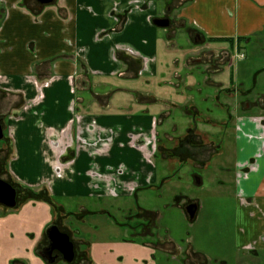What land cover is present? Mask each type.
I'll return each mask as SVG.
<instances>
[{"label":"crops","instance_id":"obj_1","mask_svg":"<svg viewBox=\"0 0 264 264\" xmlns=\"http://www.w3.org/2000/svg\"><path fill=\"white\" fill-rule=\"evenodd\" d=\"M171 11L173 18L164 14ZM154 18H168L167 27L179 25L193 40L198 34V45L218 53L220 62L226 58L225 67L235 66L231 87L216 93L251 95L264 81V0H0V165L7 166L0 178L23 189L17 192V204L18 197L42 193L51 198L134 196L130 212L139 242L130 241L136 245L129 255L131 264H177L181 252L171 237H154L142 228L152 225L144 222L156 212L140 203L138 193L154 182L149 140L157 119L150 103L140 111L121 108L131 98L140 106L147 102L136 98L138 82L154 76L158 62L164 61L158 60L159 41L171 38L163 32L166 27L152 23ZM247 51L258 66L250 85L243 86L236 81L248 75ZM208 57L212 62L211 52ZM223 69L217 67L215 73ZM127 81L136 85L130 88ZM257 95V113L237 114L233 130L235 255L229 262L225 257L205 258L197 250L194 260L184 264H264V92ZM122 162L125 171L130 169L125 178L116 173ZM193 203L197 208L190 220L200 209ZM18 205L0 204V213ZM79 211L77 218L103 212L82 205ZM36 254L42 258L39 251ZM85 260L81 264H92Z\"/></svg>","mask_w":264,"mask_h":264},{"label":"rangeland","instance_id":"obj_2","mask_svg":"<svg viewBox=\"0 0 264 264\" xmlns=\"http://www.w3.org/2000/svg\"><path fill=\"white\" fill-rule=\"evenodd\" d=\"M164 14L171 18L175 15L172 11ZM163 32L169 33L166 35L171 38L159 41L158 60L164 58V61L158 62L154 76H144L138 82L141 90L136 98L147 102L140 106L131 98L124 107L121 106L124 112L129 106L140 111L141 107L150 103L157 119L154 138L149 140L154 182L138 193L140 203L151 210L156 209V212L148 221L143 220L152 225L142 228L145 234L152 233L154 237L164 236L165 239L168 236L180 245L177 264L193 261L192 253L197 250L205 258L225 257L230 262L235 255V116L257 113L254 106L259 103L257 93L264 92V81H259L251 95L241 91L234 96H226L224 91L216 93L218 89L231 87L229 78L235 66L232 69L225 67L228 63L226 58L221 63L216 56L218 53L198 45L179 25L166 27ZM210 52L213 59L208 63ZM248 52L244 60L248 75L244 76V80L239 78L236 81H242L243 86L250 85L251 72L258 66L257 62L253 64L254 59ZM217 67L224 68L219 75L215 73ZM178 73L181 76L174 78V74ZM146 77L149 80L147 83L143 81ZM125 84L130 88L136 85L134 81ZM127 91L134 94L131 90ZM122 158L126 161L128 152L124 151ZM120 165L123 167H116V173L125 178L130 169L125 171L124 162ZM250 166L245 167L249 169ZM4 169H7L6 163ZM18 199L19 205L15 210L0 213V264H47L36 254L39 249L36 247L46 243L45 230L53 222L62 231H70L72 236L68 235L76 240L73 264H81L85 259L92 264H131L129 255L136 245L130 241L139 242L133 236L136 230L130 212L135 206L134 196L102 195L92 198L68 194L51 198L42 193L36 198ZM194 201L199 203L200 209L197 216L190 220L183 208ZM81 205L90 211L101 209L103 212L77 218ZM82 224L87 230L81 231ZM112 229L116 232H110ZM83 237L88 242H79ZM122 237L128 241L122 240ZM138 250L143 251L141 248ZM55 261L54 264H72L61 256Z\"/></svg>","mask_w":264,"mask_h":264},{"label":"water","instance_id":"obj_3","mask_svg":"<svg viewBox=\"0 0 264 264\" xmlns=\"http://www.w3.org/2000/svg\"><path fill=\"white\" fill-rule=\"evenodd\" d=\"M52 0H37L40 4L49 3ZM152 23L159 27H167L169 25L168 18H154ZM194 41H200V37L198 34L195 35ZM3 127L0 121V140L3 139ZM17 191L15 187L0 178V204L8 207L14 208L17 205ZM197 205L195 203H190L186 206V211L189 215V218H193ZM45 236L47 238L48 244L44 246L40 251L39 255L47 262L53 263L56 259L55 256L52 255L53 250H58L62 258L67 262H72L74 259V244L71 240L68 233L62 231L57 224L53 223L49 225L45 230Z\"/></svg>","mask_w":264,"mask_h":264},{"label":"flooded vegetation","instance_id":"obj_4","mask_svg":"<svg viewBox=\"0 0 264 264\" xmlns=\"http://www.w3.org/2000/svg\"><path fill=\"white\" fill-rule=\"evenodd\" d=\"M1 141V140H0ZM2 168H5V164L3 165V167H1V165H0V173H1V171H2ZM11 184H13V183H11ZM14 186V185H13ZM15 187V189H16V191L17 192H20V193H22L23 192V190L22 189H20L19 187H16V186H14ZM20 190H19V189ZM22 190V191H21ZM25 190V189H24ZM18 194V193H17ZM17 197V196H16ZM190 203H193V202H189L188 204H190ZM56 224V223H55ZM46 237V236H45ZM48 244V242H47V238H46V243L38 250V251H40L44 246H46ZM74 253H76L75 252V244H74ZM52 255L53 256H55L56 257V259L55 260H57L58 258H60V256L62 257V255H61V253L58 251V250H53V252H52Z\"/></svg>","mask_w":264,"mask_h":264}]
</instances>
